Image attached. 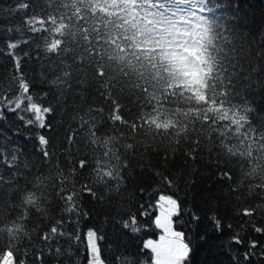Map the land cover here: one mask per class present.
<instances>
[{
  "label": "trees",
  "instance_id": "trees-1",
  "mask_svg": "<svg viewBox=\"0 0 264 264\" xmlns=\"http://www.w3.org/2000/svg\"><path fill=\"white\" fill-rule=\"evenodd\" d=\"M17 2L0 0V9ZM63 2L66 7L57 11L45 0H33L27 26L21 24L12 33L0 29V48L11 41L13 55L27 52L31 56L39 45L41 56H50L61 69L53 80L47 60L38 63L21 57L14 66L10 56L0 54V171L15 181L0 196V264L8 254L16 264H88L87 234L92 229H96L102 264H155L145 243L157 234L159 198L174 199L177 213L185 212L184 204L193 203L186 183L192 175L179 161L184 153L192 155L194 148L200 149L197 166L203 181L211 178L215 183L217 161L244 162L238 178L234 173L231 183H215L218 200L206 202L207 192L197 196L202 217L198 230L210 229L204 217L212 213L213 219L219 216L231 223V232L242 240L255 239L253 228L264 231V144L244 132L246 106L231 75V33L198 17L201 28L192 54L199 63L200 78L193 82L170 55L180 31L177 25L183 16L190 18L187 13L160 24L139 0ZM218 2L249 24L264 17V0ZM77 17L86 24L78 23ZM13 22L18 24V18ZM85 35L92 38L98 55L82 56L95 67L80 71L72 62L71 74L66 75L72 57L63 63L62 58L69 49L80 53ZM41 64L43 75L39 74ZM99 67L105 70L103 78L95 75ZM121 73L138 86H147L146 93H137L144 99L142 109L132 104L130 113L113 111L117 101L130 103L127 81L123 92L108 86L109 77L122 78ZM45 90L48 95L41 97ZM46 116L52 130L43 133L47 140L40 141L50 150L43 162L35 139L24 137L36 136ZM118 116L124 120L118 122ZM25 123L31 127H24ZM16 131L19 135L13 134ZM161 154L186 174L173 172L169 178L161 169L159 178L153 179L146 172L133 171L138 160L157 164ZM232 187L237 191L232 192ZM85 209L92 211L91 223L84 220ZM188 223L185 214L173 221V228L175 224V231L182 233L181 227L190 231ZM229 239L225 237L224 242ZM196 256L201 259L202 253L197 251ZM239 264L245 262L239 260Z\"/></svg>",
  "mask_w": 264,
  "mask_h": 264
},
{
  "label": "snow or ice",
  "instance_id": "snow-or-ice-1",
  "mask_svg": "<svg viewBox=\"0 0 264 264\" xmlns=\"http://www.w3.org/2000/svg\"><path fill=\"white\" fill-rule=\"evenodd\" d=\"M48 7L59 10L66 7L63 0H45ZM142 8L146 9L147 12L152 13L157 23L164 24L169 20L175 19L177 14L184 15L187 13L194 21L197 17H202L209 23L210 26L214 25L216 29L224 33H231V39L229 43L232 45L230 59L232 61V77L234 78V84L240 86V96L246 106L247 124L244 129L245 133H248L251 138L258 144H264V17L259 22L253 21L249 24L246 19H241L236 16L232 9L227 5L218 2V0H139ZM33 0H18V2L11 7H3L0 9V29L6 33H12L14 30H18L20 25L27 26L28 20L30 19L29 13L32 12ZM213 13L216 15L213 16ZM34 14V13H32ZM19 20V23H14L15 19ZM77 22L80 24H86L83 17H77ZM37 33H34L36 35ZM46 35V32L43 33ZM100 42L99 34L96 38V44ZM25 43H28L25 40ZM13 48L11 41L7 42L3 48H0V54L10 56L14 66L17 65L19 59H32L38 63L42 60H47L51 63V71L54 73L52 79L55 80L56 76L60 74L61 69L56 68L55 61L50 56L42 57L41 49L39 45L36 46L35 54L29 55L27 52H22L19 56H15L9 51ZM81 52L75 53L70 49L66 53V56L62 58V63L67 59V56H71L72 60L66 65L65 74H71V63L79 65L80 71H84L86 68L95 67V63L86 64L85 58L82 54H87L91 57H96L98 54L93 47L92 38L85 35L83 44L80 45ZM54 55L60 56L59 52H55ZM39 74L43 75V64L39 69ZM86 74V73H85ZM95 75L98 77H105V70L102 67L96 68ZM122 78L109 77L108 86L115 89L117 92H123L125 89V82L131 86L129 88L130 103L128 106L120 103L119 101L113 104V111L120 113L122 110L126 112H132V104H135L138 108L144 107V99L138 96L139 92H147V86H138L135 80H129L128 76L121 73ZM103 82V81H102ZM31 91V89H29ZM47 90L41 93V97L47 96ZM110 97H105L109 99ZM12 111H15L14 109ZM47 114H52V109H47ZM23 122V117H19ZM0 119H3L0 116ZM118 122L123 121V116H118ZM109 123L111 121L109 120ZM24 127H31L29 123H25ZM40 131L36 136L31 133L26 134L24 139L36 141V151L40 154L43 162H46L49 157V148L47 144L41 146L40 141L47 140V137L43 135L44 132L52 130V125L47 122V116L45 117V123L40 124ZM95 131V130H94ZM14 135H19L16 131ZM17 149L13 148V152ZM218 150V149H215ZM199 148H194L192 155L187 153L183 154V159L179 161V165L188 168V172L192 175L190 181H186L189 187V191L192 193L193 203L191 205L184 204L185 212H179L173 215V221L182 215H187L188 228L190 231H185L183 227L179 229L185 238V243L188 244V255L184 258V264H224L227 260L228 264H239V260H243L245 264H264V231H260L259 228H253L252 235L255 239L242 240L238 234L232 233V225L229 222H222L219 216L213 219L214 214L209 213L207 217L208 224L211 226L209 230H198L202 217L197 210L199 205L195 203L197 196H201L202 193L207 192L208 197L206 202H212L220 198L216 192L215 183L223 182L224 180L233 181L234 173L237 178L241 174L244 162L238 159L228 162L227 164H221L219 161L216 162L215 183L209 178L208 181L200 179V172L197 166V152ZM258 155V153H257ZM172 161L176 158L172 157ZM3 157L0 156V161ZM191 162V166H189ZM84 161H81L83 165ZM27 161H25V165ZM4 167L11 168V165L5 164ZM163 169L165 175L169 178L172 177L173 172H179L182 176L186 173L182 170L177 163H170V159L166 154H161L159 162L152 164L151 161L145 162L138 160L133 165V171L137 175L142 173H148L153 179L159 178V171ZM83 170V169H82ZM133 177H129L132 179ZM14 178L4 177L3 172L0 171V196L3 195L5 187L14 184ZM197 189L200 191L198 192ZM232 192H236V188L230 189ZM139 194L144 195V189H139ZM91 199V192H88ZM119 198V193L115 194ZM187 199V196H186ZM179 203V201H178ZM143 207V205H141ZM95 211V210H93ZM84 220L91 223L94 218L92 211L85 209ZM144 214L141 213V216ZM175 229V224H174ZM95 231L96 229H92ZM127 232V229H125ZM164 233L163 227L157 228V234L150 239H160V234ZM225 237H230L227 242ZM191 238V239H190ZM142 247V245H141ZM239 249V252L233 251V249ZM202 253V258L198 259L196 252Z\"/></svg>",
  "mask_w": 264,
  "mask_h": 264
},
{
  "label": "rangeland",
  "instance_id": "rangeland-1",
  "mask_svg": "<svg viewBox=\"0 0 264 264\" xmlns=\"http://www.w3.org/2000/svg\"><path fill=\"white\" fill-rule=\"evenodd\" d=\"M181 34L174 41L171 57L180 64L191 81H198L199 65L190 53V44L193 38L198 36L199 23H181ZM189 79V80H190ZM197 79V80H196ZM158 227H163L164 233L160 239H148L145 246L151 249L156 264H179L187 255L188 248L182 239V235L173 229L172 217L177 213L176 203L167 196H161L158 202ZM89 252L88 264H102L96 235L93 231L88 236ZM2 264H16L12 256H7Z\"/></svg>",
  "mask_w": 264,
  "mask_h": 264
}]
</instances>
